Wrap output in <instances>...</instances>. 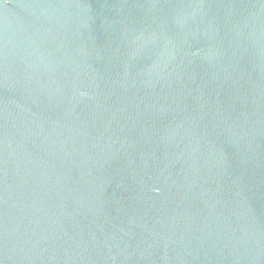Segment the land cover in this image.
Returning <instances> with one entry per match:
<instances>
[{
  "label": "water",
  "instance_id": "obj_1",
  "mask_svg": "<svg viewBox=\"0 0 264 264\" xmlns=\"http://www.w3.org/2000/svg\"><path fill=\"white\" fill-rule=\"evenodd\" d=\"M0 264H264V0H0Z\"/></svg>",
  "mask_w": 264,
  "mask_h": 264
}]
</instances>
